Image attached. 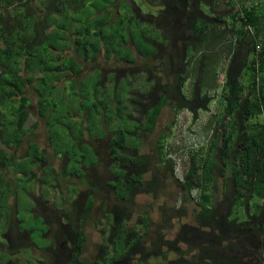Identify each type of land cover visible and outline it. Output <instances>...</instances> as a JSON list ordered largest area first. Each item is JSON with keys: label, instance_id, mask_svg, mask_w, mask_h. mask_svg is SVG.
Segmentation results:
<instances>
[{"label": "trees", "instance_id": "16d2710c", "mask_svg": "<svg viewBox=\"0 0 264 264\" xmlns=\"http://www.w3.org/2000/svg\"><path fill=\"white\" fill-rule=\"evenodd\" d=\"M27 1L0 0L3 229L14 211L19 227L30 231L20 239L23 247L33 244L31 233L48 228L43 220L63 222L75 239L67 264H264V0H224L228 13L217 9L218 0H40L44 16L26 18L18 8ZM14 2L15 23L8 7ZM74 5L81 9L71 14L68 7ZM102 51L106 59L131 66L141 57L148 88H131L116 76L105 85L101 66L85 74L79 59L94 60ZM219 59L225 65L216 131L178 176L165 152L168 132L156 139L155 161L145 140L165 106L173 117L187 109L192 119L208 110L213 95L204 76L216 70ZM68 89L69 103L63 105ZM33 100L50 149L29 140L17 155L31 131L25 123ZM90 139L105 141L112 178L87 171L100 161ZM83 143L93 146L78 160ZM59 153L63 157L54 165ZM37 183L58 187L62 198L73 192L79 197L83 185L85 201L77 208L72 198L65 209L63 198L52 215L41 216L32 206L45 207L47 197L26 188ZM100 188L105 223L96 228V250L88 257L83 223Z\"/></svg>", "mask_w": 264, "mask_h": 264}, {"label": "rangeland", "instance_id": "374dc122", "mask_svg": "<svg viewBox=\"0 0 264 264\" xmlns=\"http://www.w3.org/2000/svg\"><path fill=\"white\" fill-rule=\"evenodd\" d=\"M136 2H139V0H135ZM145 9V8H144ZM217 9L219 11H224V13H228V8L224 0H218V6ZM81 61V60H80ZM141 62L142 58L138 57L137 61L134 66H131L127 63L117 61L115 59H110V60H104V59H95L89 62H86L84 64L85 66V74L89 73L91 74L95 68L102 67V75L105 77L104 82L106 83L105 85H110L111 81L108 80V77L115 78H123L124 80L129 81V85H131V88H139V89H146L148 86H145L142 81L144 80L143 73L141 71ZM225 65V60L224 59H219L217 63V68L214 71H210V73H206L204 76V83L206 88L211 85L209 88V93L213 95L212 101L209 103L208 110H199L198 111V117L196 119H192L191 113L187 109H182L178 111L175 116L173 117V111L171 108L168 106L163 107L162 112L160 114V120H158V125L156 129L149 134V136L146 138L144 147L146 151L150 154L152 157V160L155 161L156 159V154H155V143L156 139L158 138L160 132L165 131L168 132V137L165 142V152L167 156L171 157L173 160V165H174V171L176 175L181 176L184 171L187 169L188 164H189V158L191 153H193L195 150L199 148H205L207 144L210 142V139L212 135L216 131V124H215V119L214 115L219 111V103H218V98L220 94V85L223 81V67ZM84 74V73H82ZM82 74H80L78 77H80ZM192 80V75L189 76V78L185 82V91L189 92L190 89V84ZM218 85V86H215ZM31 94L33 95V91L31 89ZM65 94H67V97L65 101L62 102L63 105L69 103V98L71 95L70 89H68ZM135 114H137L135 112ZM173 122L170 124L171 120ZM170 124V129H168L165 124ZM25 127L27 129H31L30 133L25 137L23 142L21 143L18 151L16 154H23V152L27 148V143L29 140L36 141L38 142L43 148L50 149L48 146V141L46 138V127L44 124V120L40 118L39 116L36 115V103L34 100L32 101L30 107H29V115L27 117ZM87 140V139H84ZM93 140V139H90ZM69 142V141H68ZM93 144H95V147L99 150V158L100 161L96 165L95 168L89 166L87 169L88 172L90 173H96L98 175H101L102 178H112L111 172H109L107 166L109 164L108 157H107V150L105 146V141L103 140H97L94 139L92 141ZM93 146V145H92ZM91 145L87 146L86 143L81 144V146L77 147V159H81V152L83 153L84 150H87L88 148L92 147ZM63 153V151H62ZM59 153L58 157H55L54 165L58 163V159H61L60 157H63V154ZM50 156L49 160L51 161ZM61 161V160H60ZM154 165L156 166L157 170L159 172H165V168L163 167L162 164H157V162H154ZM45 166V164H44ZM36 173L38 175H41L37 170V168H34ZM167 170V169H166ZM168 174V172L166 171ZM166 175V174H165ZM70 179H73L72 176L67 178V181L70 183ZM75 179V178H74ZM66 183V182H64ZM75 183L79 184V179L76 178ZM37 186L32 187V185H28L26 188L28 190L31 189L32 195H41L42 197H47L48 203L44 207V212H49L53 213L55 212V207L56 206H62V200L63 198L65 199L63 201V208L66 209L68 207L69 203L71 202L70 200L72 198H77V208L80 205H83V202L85 201L86 196L85 191L86 187L83 185H80L78 188H80V191H84L82 195L78 197L77 193H70V194H65L63 193V198L61 197V193H59L58 187L56 189H52L51 186H45L41 185L40 183L36 184ZM70 184L67 185L66 188L70 189ZM65 189V187H64ZM66 192V191H65ZM216 192L220 193L219 186L216 188ZM67 193V192H66ZM105 192L103 191L102 188L98 190L96 194H94V199L95 203L93 205L92 211L90 212L88 218L85 220L83 223L84 229L87 233V237L85 240L84 244V253L88 257L93 256L95 253V244L94 241L96 240V228L98 226H103L104 225V217L102 216V208H101V197ZM21 197V200H23L24 195L22 193L18 194ZM110 195V194H109ZM108 195V197H109ZM62 198V199H61ZM26 200V198H25ZM42 203H40V207H42ZM33 212L34 213H43L42 209H40L39 205L33 203ZM14 211H12V216L10 217L11 219L14 220ZM22 214H20L21 216ZM243 217H245V214H243ZM13 222V221H12ZM11 222V223H12ZM80 223L79 221H77ZM0 231L3 232V220L0 219ZM59 231L57 230V224L55 222L52 223L50 230L48 231V235L42 234L43 231H46L45 228H43L42 231L38 230L34 233H31V239L34 244V248H26L28 249L26 252L25 256L29 257H35L36 259L41 258L42 264H67L65 262V259H67V252H68V246L69 242L66 244H62L60 246L59 251H60V262L56 263L53 258L50 257V254H48L46 251L42 250L44 247H47L49 245L50 239L52 240V243L57 241L55 240V235H60L62 231V228L59 227ZM59 237V236H58ZM18 240V239H17ZM2 244L5 243L3 239L0 240ZM57 244V243H56ZM20 247V243L18 242L17 244L13 245V248L10 249H17ZM0 249H2V245L0 244ZM41 249V250H40ZM21 255V254H18ZM63 256V257H62ZM28 257V258H29Z\"/></svg>", "mask_w": 264, "mask_h": 264}, {"label": "flooded vegetation", "instance_id": "af4514ba", "mask_svg": "<svg viewBox=\"0 0 264 264\" xmlns=\"http://www.w3.org/2000/svg\"><path fill=\"white\" fill-rule=\"evenodd\" d=\"M40 209H42L43 211L44 207H40ZM16 212L17 211L15 210V213ZM53 213H49V214L52 215ZM45 214L46 213L43 211V213H40L39 215L44 216ZM7 222H8V225L6 226V228H4V231L3 232L0 231V240L3 239L5 241L4 244L0 242V244L2 245V249H0V260L2 261V263L0 264H42V263H38V262H42L41 258L36 259L35 257L25 256L26 255L25 251L28 250L26 248H30V249L34 248L33 244H30V245L27 244V245H24L23 247H18L17 249H10V248H13L14 244H17L18 242H20V239L26 240L29 236L30 231H28V229H25V228H20L19 224L21 220L16 217H14V220L11 219L10 221L9 219ZM43 222L46 226H48V228L46 229V232L43 234L48 235L47 233L50 230V227L53 222L57 224L58 231L60 230L59 227H61L62 231H64V232H61L60 235H58L59 237L55 235L56 236L55 240L57 239V241H55L54 243H52V240L50 239L49 245L47 247L51 245V247L55 249L54 251L52 250L48 252L47 250L42 249L46 251L48 254H50V257L53 258L56 263L57 262L59 263L60 257H61L60 251H59L60 246H62V244H66L67 242H69L70 244L68 246V249H70V245L73 244L75 240L74 235L72 237L69 231L65 229L64 223L61 221H55L53 219L49 221L45 219L43 220ZM18 254H21V255H18ZM68 257L69 255H67V258Z\"/></svg>", "mask_w": 264, "mask_h": 264}, {"label": "crops", "instance_id": "0c3cea01", "mask_svg": "<svg viewBox=\"0 0 264 264\" xmlns=\"http://www.w3.org/2000/svg\"><path fill=\"white\" fill-rule=\"evenodd\" d=\"M92 0H85V2H86V4L87 3H90ZM105 1V0H104ZM16 3L14 2V6H12V3H11V5H9L8 7H9V10L11 11V13H10V21L11 22H13V23H15V21H16V18H13V16L11 15L14 11H15V9H16V5H15ZM30 6V7H29ZM40 6L41 7H43V5L41 4V2H40V0H28L27 2H26V4L23 6H20L18 9H20L19 11L20 12H22V15L24 16V17H29V18H31L32 16H39V17H43L44 16V13H46V12H44L43 10H41L40 9ZM110 8H112V7H110ZM109 8V9H110ZM27 9H29V10H27ZM81 9V7H80V5L78 6V5H74V6H70V7H68V11L71 13V14H73L75 11H79ZM53 14V13H52ZM51 14V15H52ZM29 24L27 25V27H31L32 26V23L31 22H28ZM113 59H115L114 57H112ZM112 58H110V59H112ZM95 59H104V60H110L109 58H107L106 59V57H105V55H104V52L102 51V52H100L99 54H98V56L95 58ZM94 59V60H95ZM81 60V61H80ZM116 60V59H115ZM79 61H80V63H82L83 65L86 63L83 59H79ZM90 61H92V60H90ZM89 62V61H88ZM96 69V68H95Z\"/></svg>", "mask_w": 264, "mask_h": 264}, {"label": "built area", "instance_id": "2783aa9c", "mask_svg": "<svg viewBox=\"0 0 264 264\" xmlns=\"http://www.w3.org/2000/svg\"><path fill=\"white\" fill-rule=\"evenodd\" d=\"M232 1H233L235 4H237V1H238V0H232ZM246 28H247L249 31H252V27H250L249 25H246ZM255 47H256V50H257V51L261 49V47H262V43H261L260 40H257V41H256Z\"/></svg>", "mask_w": 264, "mask_h": 264}]
</instances>
